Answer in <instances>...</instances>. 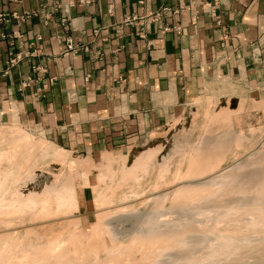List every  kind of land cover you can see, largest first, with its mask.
I'll return each mask as SVG.
<instances>
[{
    "label": "crops",
    "instance_id": "crops-1",
    "mask_svg": "<svg viewBox=\"0 0 264 264\" xmlns=\"http://www.w3.org/2000/svg\"><path fill=\"white\" fill-rule=\"evenodd\" d=\"M211 96L264 98V0H0V125L125 153Z\"/></svg>",
    "mask_w": 264,
    "mask_h": 264
},
{
    "label": "bare ground",
    "instance_id": "bare-ground-1",
    "mask_svg": "<svg viewBox=\"0 0 264 264\" xmlns=\"http://www.w3.org/2000/svg\"><path fill=\"white\" fill-rule=\"evenodd\" d=\"M222 112L220 114L219 112L218 114H215L214 119L212 117L210 121L211 125L213 122L215 123L228 122L227 121L229 119V117L227 119L228 111L226 114ZM226 129L228 130L229 128H226ZM226 129L224 133L222 132L220 133V135L218 134L217 136H213L209 138L207 141L205 140L202 141L201 144L199 143L200 145L198 146L196 145V148L191 147V149H187V150L182 149L178 151L177 153L182 164H185V171L184 173L179 172L180 170H179V167L177 166L178 167L177 170L179 171H176L173 173V176L171 179L174 181V183H177V185H179L180 187L176 189L175 186L177 185H174V189L176 190L174 191V195L172 196L173 198L172 199L170 198L169 201H171L172 207L178 208L179 211L181 208L184 209V207H187V206L192 207V209L188 211V213L190 214L188 216L185 214L186 215L185 219L182 220L181 224H178L180 228L179 230H176L174 226L172 225L168 226V224H165V223L164 224L158 223V221H155L157 219L151 218L150 215L143 216V218L138 220L137 225H135L136 226L135 229L130 228L132 230L130 233L131 241L128 246L126 245L127 247L125 246L124 248H122V247H115L112 245L111 247H104L102 251L98 243L99 246L97 249L98 250L100 249L102 252H104L103 255L105 256V259L103 258L104 259L103 262H98L99 259L98 260L94 259L96 258V256H93L92 254L90 255V256H93L92 259H89V261H86V258H88L89 256L88 254L91 252V250L93 251V247L95 249V245L97 243V241L95 240L99 239L98 236H100L99 235L100 232L102 234L109 235V237L107 236L108 238H110L112 234L115 233V231L112 232L111 229H109V227L111 226L110 225L111 223L109 224V220L108 218H106L108 216L106 215H105L106 217L100 216L96 218L97 221L92 229V232H89L87 234L81 233V234H78V236L75 234L76 236L74 235L72 236L70 240V244L72 245L73 249L71 247L70 248L73 251L71 253H69L70 251L69 252L67 251V247L65 248L63 246L64 248L62 249V247L57 246L56 248V245L58 243L54 242L55 239H53L54 241L52 242L54 243L51 245L48 244L50 246H46L47 248L45 249V251L44 250L42 251L40 249L42 252H39L38 250L39 253L38 252L36 253V251L34 252L33 249H30L33 252H30V250H28V252L26 251L27 253L24 252V254L18 251L20 255L18 253L17 257L12 259L10 256H12L11 250L13 249V247L11 248V246L13 245V242H15L16 238L14 239V241L12 240V245L9 247L11 243L10 244L8 243L9 245H7V242H10L9 239L11 237L10 238L8 237L9 238L8 239L7 238L8 235L4 233L8 241L6 239L3 240L5 236L4 237L1 236L3 237L2 239L0 237V239L2 240V241L0 240V264H74V263H77V264H163L162 263L163 259L167 258L168 260V257L170 258V256L172 257V255L178 256L180 255L181 252H187L188 256L182 260H178L177 262H175L176 264H215L217 262V258L220 257L222 253L225 254L226 251L228 250H231V251L240 250L241 252L248 253V254L249 253L253 254V252L258 253L259 251L261 255H260V258L258 256L259 258L258 262L255 264H264V166H260L261 165L260 163V165H258L259 167H256V171H253L255 173H252L253 175L251 176V178L252 179L260 178V181L254 183V186L253 187L251 186L252 188H249V187L243 188L238 185V180H239L238 178L243 176L242 173H240V170L242 172L241 167L243 166L244 168L245 167L244 165H241L240 168H237L235 166V168H233L230 172L226 171L225 172L226 174L224 173L220 174L221 171L218 170L219 169L218 163L221 162L220 160L221 156L225 152L224 148L228 146L230 147L231 145L236 147L240 145L242 142V139H241L242 136L240 137L241 134L236 135L232 132H228V131L226 132ZM11 131H14V130H11ZM15 131L17 132V130ZM19 134L18 136L15 135V136L10 137V140L11 139L13 141L15 140V144L13 146H10L8 144L10 146L8 151L6 150L7 152L5 151V152H2V154H0V163L2 161H6V162H10L11 166L17 167V170L15 172H11L10 170L6 168H3V169L0 168V218L2 216H6L9 214H16L14 218L18 219L16 218L18 217L17 216L18 214L19 216H24V215L31 216V219H32L34 218V216H37V214H35L32 217L33 212L37 208L41 209V214H43V215H40L39 213L40 211H39L38 217L43 216L44 218L45 217L48 218L50 215H53V216L62 215L63 216L64 214L66 215V213H69V215L72 214L73 211L74 210L76 211L78 207L76 200H75V184L78 181L80 183H83L86 186L87 175H89L88 174L89 165L87 164L88 165L87 166L86 162L85 164L78 162L79 163L78 171L80 172H78L74 176H71L67 181H65V179L59 180L60 177L58 178L57 176H54L57 178H55L51 184L44 186V188H42L39 193H33L31 190L29 192H26L27 194L23 195L21 192H19L16 189L18 184L21 182L20 179L22 177L21 174H19V171L24 169V171H21L24 174L23 178L25 176L29 177V174L31 172L29 160L31 158V153H32V151L30 153V149L33 148L34 141L30 140L29 139L30 137L28 138L26 135H22V134L19 135ZM0 138L1 140L4 139L3 133H0ZM25 141H26L25 145L27 147L26 149H24L23 154L20 156L19 149L22 145V142L24 144ZM38 143H40V141ZM39 146L40 145H38V147ZM160 148H161L160 146L159 147L157 146L155 148H150V147L147 148L146 150L143 151V153H138L137 156L134 157V160L132 161V164L130 166L129 165L124 166L123 164H120L121 166H119L117 171H113L112 169L114 160H111L110 159L111 157L103 156L101 161L98 164L93 166L97 170L96 178H97L98 185L100 186L105 185L103 188H100V190L95 192L96 196L93 201L95 206L99 209L100 208H104V209L110 208V205L112 203L110 204L109 201L111 200L109 201L107 200L111 198L110 195L113 196L112 195L113 193H110L109 195L110 198L109 197L105 198L104 197L105 192H114L115 190L120 189V187L122 188V186L126 184L128 185L129 183H131V185L133 186L139 183L140 179L144 177L145 175H147L150 171L154 172L153 175L155 174L156 183H155V186L153 187L154 190H157V187L159 186V184L160 186L161 184H165V183L167 184V182H165V177L169 174L170 158L172 155H175V154H172L171 152V154L161 155L162 149ZM185 148H187V146ZM227 152L228 150H226L225 153ZM64 154L65 152L63 150L61 149L56 150L57 159L58 158L60 159ZM254 157L255 156L252 157L253 159L252 158L250 159L254 161L255 159L258 160L257 158H259L260 160V157H262V154L259 157L256 156L257 158L255 159ZM261 160H264V159H261ZM23 163L25 167H23L22 165ZM70 163L72 164L73 162H70ZM252 163H255V162H252ZM72 174H74V172ZM249 174L247 176H249ZM244 177H246V174L244 175ZM29 179H30L29 181L31 182L33 181V177ZM22 181L24 182L26 181V179ZM243 181L244 182L248 181V179L244 180L243 178ZM225 188H227L226 193H225L226 190H224ZM103 192L104 194H101ZM158 194L156 193V196ZM217 194H229L230 196L235 195L239 197H235V198L232 197L233 199L230 202H228L227 204L225 203L226 205L223 204L225 210L222 212L219 218H216L215 214H213L212 210L216 208L214 204L212 205L211 208L209 207L210 208L209 212L207 211V213L205 214V211H204L205 216L203 215L204 217H202L203 219H201L200 222L194 221V220H199V218L194 219V216L197 215V212H196L197 207L196 208L194 207L202 202L204 203V202L211 201V199ZM159 195H162V194H159ZM125 200H126V197L120 198V201H125ZM164 200H165L164 196L156 197L154 199L153 205H151L153 206V211L155 212L159 211L158 209L162 207L161 204L163 203ZM193 208L195 210H193ZM170 209L173 211L172 208ZM200 210L201 208L199 209V211ZM203 210H205V208ZM161 211L163 212V210ZM161 211H160V214H161ZM102 214L103 215L105 214V210H104V213L100 212V214L98 213L97 216L102 215ZM45 215H49V216L47 217ZM199 215L201 214L199 213ZM183 217L184 216L182 215V217H179V218L182 219ZM231 217H235V218L232 219ZM179 218L176 219V221L178 220L180 221ZM136 219H138V217ZM173 220L175 221V219ZM66 221H69V220H66ZM67 225H70V224H67ZM249 231L256 233L258 237L250 238L249 235L247 234V232ZM82 238H85L86 241H88V243L89 241L92 242L93 240L96 242L94 246L91 245L92 249L90 248L91 249V250L89 249L90 251L88 250L87 246L82 245L84 241ZM102 238H103V235H102ZM113 239H115V237ZM204 241H207L208 243L207 246H205L204 248L205 252L203 253L200 252L201 254L199 255L197 254L196 256L195 255L196 248L198 247L199 243L204 242ZM93 243L94 242H92V244ZM90 244L91 243H89V245ZM249 245H250L249 247L250 249L247 251H244L245 247ZM119 246H120V243H119ZM80 247L86 248L89 252L82 253L83 251L82 250H81L82 252L80 251L81 249ZM15 249H16V246H15ZM200 249L203 250V248H200ZM91 253H94V252H91ZM135 253H137V255ZM244 253L242 254L244 255ZM12 254L14 256V252H12ZM134 254L137 256V258ZM246 257L248 258V255Z\"/></svg>",
    "mask_w": 264,
    "mask_h": 264
},
{
    "label": "rangeland",
    "instance_id": "rangeland-1",
    "mask_svg": "<svg viewBox=\"0 0 264 264\" xmlns=\"http://www.w3.org/2000/svg\"><path fill=\"white\" fill-rule=\"evenodd\" d=\"M221 110L224 112V114H226L228 111V114H227V119L229 117V119L227 120L228 122H226V123H221V122L220 123H215V122L212 123L211 122L212 123V125H211L210 121H211L212 117L214 119L215 114H218V112L220 114L222 112ZM224 110H226V111H224ZM220 124H221V126H220ZM13 127L16 129H14ZM13 127L0 125V133H3V135H4L3 140H1V138H0V154H2V152H5L6 150L8 151L9 147L13 146L15 144V140L14 141L12 139L10 140V137L15 136V135L18 136L19 133L22 135H26L28 138L30 137L29 139L34 141V146H33V148L30 149V153H31V151H32V153H31V158L29 160L30 169H31L29 177L25 176L23 178L24 174L21 171H24V169L19 171V174H21L22 177L20 179L21 182L18 184L16 189L19 192H21L23 195L27 194L26 192H29L31 190L33 193H39L41 191V189L44 188V186L51 184L53 182V180L57 177L58 178L60 177L59 180L65 179V181H67L71 176H74L78 172H80V171H78V165H79L78 162H81L84 164L86 162V165L87 164L89 165V166L87 165L89 167L88 168L89 169L88 170L89 175H87L86 186L83 183H80L78 181L75 184V200H76L78 207H77L76 211L74 210L75 212L73 211V213L70 215H69V213H66V215L64 214L63 216L62 215H58V216L57 215H55V216L45 215V216H47V217L49 216V217L48 218H46V217L44 218L43 216L38 217L39 213H40V215H43V214H41V209L37 208L33 212L32 217L35 214H37V216H34V218H32V219H31V216H28V215L19 216L18 214H17L18 217H16L18 219L14 218V216L16 214H9L6 216H2L1 217L2 219L0 218V220L2 222H4V223H2L0 221V234H1L0 237L5 236L4 238L1 237V239L2 238H3V240L6 239V235L4 233H6L8 235L7 238L11 237L10 239L8 238L10 240V242H7V245H9L11 243L9 245V247H10L12 245V240L14 241V239L16 238L15 242H13V245L11 246V248L13 247V249L11 250L12 256H10L12 259L17 257L19 252L24 254V252L27 253L28 250H30V249H33V251L34 252L36 251V253L38 252V250H39V252H42L43 250L45 251V249L47 248L46 246H50L54 242L58 243L56 245V248H57V246L62 247V249L64 247L65 248L67 247V251L68 252L70 251L69 253H71L73 251L72 245L70 244V240H71L72 236L73 235L78 236V234H81V233L87 234L89 232H92V229H93V227L97 221L96 218L100 217V216H105V215L108 216V217H106V216L105 217L108 218L109 224L111 223L110 224L111 226L109 225L110 226L109 229H111L112 232L115 231V233H113L112 236L110 235L111 237L108 238L109 235L102 234L100 232L99 235L101 236V238H100V236H98V237H99L100 241H101V239H102V241L100 242L98 239V240H95V241H97V243H96L93 240L92 241V242H94L93 244H92V242L89 241V243H91L90 245H89L88 241H86L85 238H82L84 240L82 245L87 246L88 250L90 248L92 249V246H94L96 243L95 249L97 251L94 249V247H93V251L90 249L91 252H94V253H91V252L89 254L87 253L89 256H88V258H86V261H89V259H92L93 256H96V258H94V259H97V260L99 259L100 261L98 260V262H103L105 259V256L103 255L104 252H102L104 247H111L113 245L115 247L124 248L126 245L128 246L130 241H131L130 240L131 239L130 233L132 231L131 229L136 228L135 225H137L138 220L143 218V216L150 215L151 218L157 219L155 221H158V223H160V224L165 223V224H168V226L172 225V226H174V228L176 230H179L180 228H179L178 224H181L182 220L185 219L186 215L188 216L190 214V213H188V211H190L192 209V207L187 206V207H184V209L181 208L179 211L178 208L172 207L171 201H169L170 198L171 199L173 198L172 196L174 195V191L180 187L179 185H177V183H174V181L171 179L173 176V173L176 171H179V170H180L179 172H182V173H184V171H185V164H182L177 153H178V151H180L182 149L187 150V149H191V147L196 148V145L197 146L200 145L202 143V141H204V140L207 141L209 138H211L213 136H217L218 134L220 135V133H222V132L224 133L226 128L230 129V131H229V129L228 130L226 129V132L227 131L232 132L236 135L241 134L240 137L242 136L241 137L242 142L240 145H238L236 147L231 145L230 147L228 146V147L224 148L225 152H226V150H228V152L227 153L224 152V154H222L221 159H220L221 162L218 163V166H219L218 170L221 171L220 174H223V173L226 174L225 173L226 171L230 172L233 168H235V166L237 168H240L241 165H244L245 166L244 168H243V166L241 167L242 172L240 170V173H242V175H243L240 177L242 182H241L240 178H238L240 180L239 181L237 179L238 185L243 187V188H248V187L252 188L254 186V183L260 181V178H253V179L251 178V176L253 175L252 173H255L253 171H256V167H259L258 165H260V163H261L260 166H264V160H261V159H264V157H263L264 156L263 155L264 154V98H258V99L257 98H255V99L254 98H246V97H244V98H242V97H235V98L234 97L233 98L226 97V98H223V97H219V96L218 97L211 96V97L200 98L192 104L191 109L184 116H182L176 120H173L172 122L167 124L162 129H159V130L151 133L139 145H137L136 147H134L132 149H129L128 152H125V153L100 154V155L91 156V155L71 154V153H68L65 151V154L60 159L59 158L57 159L56 150H58L59 147L52 144V142H50L40 131L22 128V127L19 128L16 125ZM11 130H14V131H11ZM15 130H17V132ZM13 132H15V133H13ZM12 134H14V135H12ZM8 140H9V142H8ZM39 141H40V143H38ZM25 143H26V141L24 142V144L22 142V145L19 149L20 156L23 154L24 149H26V147H27L25 145ZM35 143L40 145V146L38 147V145H36ZM154 146L155 147H157V146L161 147L160 149H162L161 151L163 152V153L161 152V155L162 154H171V152H172V154H175V155H172L173 157L171 156V158H170L169 174L165 177V182H167V184L166 183L161 184V186L159 184V186L157 187V190L159 189L158 192H157V190H154L153 187L155 186V183H156L155 174L153 175L154 172L150 171L147 175H145L144 177H142L140 179L139 183H137L133 186L131 185V183H129L128 185L126 184V185L122 186V188L120 187V189H117L114 192H105V194H104V192L101 193V194H104L105 198L106 197L108 198L110 193H113L112 194L113 196L110 195L111 198L109 197L110 199L107 200V201L111 200V201H109V203L110 204L112 203V204L110 205V208H108V209L97 208L93 202L94 198L96 196L95 192L100 190V188H103L105 185H103V186L98 185L97 178H96L97 177V170L93 166L98 164L101 161V159L103 158V156H105V157L108 156V157H111L110 158L111 160H114V164L112 165L113 171H117L119 166H121L120 164H123L124 166H126V165L130 166L132 164V161L134 160V157H136L138 153H143V151L149 147L155 148ZM186 146H187V148H185ZM52 153H54V154H52ZM261 154H262V157H260V160H259V158H257V157L261 156ZM161 155H160V157H161ZM253 156H255L254 159L257 158L258 160L255 159L253 161L252 160ZM250 158H252V159H250ZM119 159H120V161H119ZM248 161L251 163H249ZM70 162H73V163L71 164ZM252 162H255V163H252ZM22 165H23V167H25L24 163ZM251 165H252V167H251ZM177 166L179 167V170H177L178 169ZM23 167H21V168H23ZM71 167H73V168H71ZM0 168L1 169L6 168V169L10 170L11 172H15L17 170L16 166L15 167L11 166V163L6 162V161H2L0 163ZM249 168H251V169H249ZM248 170H250V171H248ZM251 170H252V172H251ZM70 171L72 173L74 172V174H72ZM243 172L244 173L246 172L245 174H246V177H248V178L244 177L245 174ZM32 173H34V174H32ZM247 173L248 174L250 173L249 174L250 177L247 176L248 175ZM67 174H69V175H67ZM54 176H57V177H54ZM32 177H33V181H32L33 183L31 181H29L30 180L29 178H32ZM243 178H244V180L248 179V181L244 182ZM25 179H26V181L23 182L22 180H25ZM171 181H172V183H171ZM25 182H27V183H25ZM239 182L242 184H240ZM174 185H177V186H175L176 189H174ZM224 190H226L225 191V193H226L227 188H225ZM155 192L157 194L159 193L162 195L158 194L156 196ZM154 194H155V196H154ZM159 196H164L165 200L161 204L162 207H160L158 209L159 211L156 210L157 212H155V211H153V206H151V205H153L154 199L156 197H159ZM121 197H126V200L120 201ZM232 197L235 198V197H239V196H235V195L230 196L229 194H217L216 196H214L211 199L212 202L209 201V202H204V203L202 202V203L198 204L197 206L194 207V208L197 207V209H196V212H197L196 216L197 217L194 216V219L199 218V220H194V221L200 222L201 219H203L202 217L205 216L204 211H205V214L207 213V211L209 212L210 208L214 204H215L216 208H214L213 210L211 209V210L213 211V214H215L216 218H219L221 216L222 212L225 210L223 204L226 205L228 202H230L233 199ZM151 200H153V201H151ZM199 205H200V207H199ZM169 206H171V207H169ZM170 208H172L173 211ZM194 208H193V210H195ZM200 208H201V210L199 211ZM204 208H205V210H203ZM167 209H169L170 211ZM176 209H177V211H176ZM104 210H105L104 215L102 214V215L97 216V214L98 213L100 214V212L104 213ZM161 210H163V212ZM160 211H161V214H160ZM35 212H37V213H35ZM199 213L201 215H199ZM153 215L155 217L156 216L157 217L155 218ZM182 215L184 217L182 219H180L179 217H182ZM110 216H112V217H110ZM40 217H41V219H40ZM137 217H138V219H136ZM178 218L180 219V221L179 220L176 221V219H178ZM231 218L234 219L235 217H231ZM173 219H175V221ZM186 219H188V218H186ZM66 220H69L70 222L66 221ZM160 221H162V222H160ZM67 222H69V223H67ZM168 222H170V223H168ZM1 223L4 226L5 225L6 226L4 227ZM66 223L70 224V225H67ZM171 223H173V224H171ZM1 227H3V228H1ZM247 234L249 235L250 238H257L258 237L256 233H253L251 231L247 232ZM102 235H103V238H102ZM12 237H13V239H12ZM114 237H115V239H113ZM53 239H55V241ZM109 239L112 241H110ZM49 240H51V241H49ZM52 241H54V242H52ZM15 243H17V244H15ZM98 243H99L100 249L102 251L100 249L99 250L97 249L99 246ZM119 243H120V246H119ZM48 244H50V245H48ZM62 244H64V245H62ZM207 244H208L207 241L199 243L198 247L195 250V255L197 256V254L199 255V254L205 252L204 248H205V246H207ZM69 245H71V246H69ZM15 246H16V249H15ZM249 247H250V245L245 247L244 251L249 250L250 249ZM80 248H81L80 251L81 250L83 251V252L81 251L82 253L90 251V250L88 251L86 248H82V247H80ZM200 248H203V250ZM33 251L30 250V252H33ZM12 252H14V256H13ZM20 253H19V255H20ZM242 253H244V252H241L240 250H236V251L235 250H233V251L228 250V251H226L225 254L222 253V255L217 258V262L215 264H236V263L237 264H251V263L255 264L258 262V259L260 258V255H261V253L259 251H258V253L253 252V254L252 253H249V254L244 253V255H243ZM91 254L93 256H90ZM135 254L137 255V253H135ZM245 255L246 256L248 255V258ZM187 256H188L187 252H181L180 255H178V256L172 255V257L170 256V258L168 257V260H167V258L163 259L162 263L163 264H176L175 262H177L178 260H182ZM243 256H245L246 258ZM258 256H259V258H258ZM89 257H91V258H89ZM136 258H137V256H136ZM74 264H77V263H74Z\"/></svg>",
    "mask_w": 264,
    "mask_h": 264
},
{
    "label": "built area",
    "instance_id": "built-area-1",
    "mask_svg": "<svg viewBox=\"0 0 264 264\" xmlns=\"http://www.w3.org/2000/svg\"><path fill=\"white\" fill-rule=\"evenodd\" d=\"M215 7L213 6L212 10H211V13H213V9ZM162 12H165V10H163ZM160 18V14H157V15H154L153 16V20H158ZM134 21H136V19L134 18H131V19H128V20H125V23L126 24H131L133 23ZM82 47H79V46H76V45H73L70 41H66V46H65V51H64V56L65 55H68V54H71V55H74L76 54L78 51L81 50ZM14 63V61H10V65H12ZM53 82V79H50L48 81V83H52Z\"/></svg>",
    "mask_w": 264,
    "mask_h": 264
}]
</instances>
